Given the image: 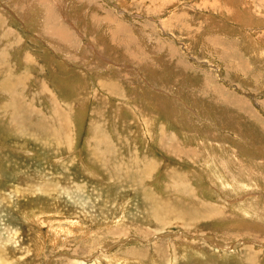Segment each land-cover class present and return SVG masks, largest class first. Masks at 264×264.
Masks as SVG:
<instances>
[{"label": "rangeland", "instance_id": "obj_1", "mask_svg": "<svg viewBox=\"0 0 264 264\" xmlns=\"http://www.w3.org/2000/svg\"><path fill=\"white\" fill-rule=\"evenodd\" d=\"M0 264H264V0H0Z\"/></svg>", "mask_w": 264, "mask_h": 264}]
</instances>
